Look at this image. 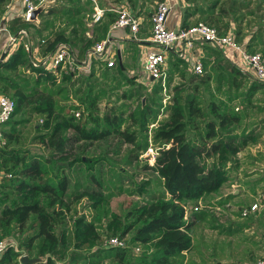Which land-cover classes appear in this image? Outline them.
I'll return each instance as SVG.
<instances>
[{
	"label": "trees",
	"instance_id": "16d2710c",
	"mask_svg": "<svg viewBox=\"0 0 264 264\" xmlns=\"http://www.w3.org/2000/svg\"><path fill=\"white\" fill-rule=\"evenodd\" d=\"M153 1L148 17L161 0ZM184 1L180 27L202 21L226 33L233 20V38H241L244 12L235 10L247 0ZM7 2L0 0V11ZM66 2L44 6L37 22L13 16L7 28L35 34L39 55L59 41L81 55L104 38L117 12L103 10L87 36L91 1ZM135 2L125 4L133 9ZM209 51L212 59L202 58L200 73L186 72L181 57L169 59L163 87L159 80L145 84L127 76L117 60L107 66L92 58L86 73L69 65L32 66L22 43L0 60V92L14 102L1 122L0 239L9 240L0 264H185L189 225L216 220L217 209L236 193L205 204L189 220L186 201L256 172L238 176L237 153L258 142L264 130L251 121L254 111H264V80L241 71L218 48ZM174 75L180 80L171 83ZM91 145L99 149L91 151ZM148 147L152 164L144 154ZM131 164L145 171L138 180L128 175L122 185ZM262 180L264 170L244 183L254 194ZM116 191L137 198L112 211ZM244 223L213 227L231 235ZM109 236L125 245L106 243ZM21 254L34 261L22 263Z\"/></svg>",
	"mask_w": 264,
	"mask_h": 264
},
{
	"label": "crops",
	"instance_id": "0c3cea01",
	"mask_svg": "<svg viewBox=\"0 0 264 264\" xmlns=\"http://www.w3.org/2000/svg\"><path fill=\"white\" fill-rule=\"evenodd\" d=\"M56 1L67 3L66 2L67 0H54L53 3H55ZM80 1L82 2L83 0H80ZM90 1H91L92 11L95 8H100L102 11L106 9H113V7L119 4V5H123L127 7L133 13H135L134 15L139 19V24H138L137 30L134 33L131 32L128 29V27L110 28V23H109L104 37L108 38L109 48L113 52L114 61L117 60L122 71L127 76L132 77L135 80L141 81L145 84H150L152 81H154L155 80L154 78L151 79L150 75L145 73L142 70L143 53L145 52L147 48L153 45L152 42L150 41L149 17L146 16V14L150 10V8H152L151 1L152 2L154 1L153 0H136L133 9H131L130 6L125 4L126 0H90ZM164 1H166L169 5V10L165 18L166 25L169 27H173V28L180 26V22L182 18V10L186 2L184 0H164ZM247 2H248L247 6H242L235 10L237 13L244 12V17L240 23L241 31L243 32V34L241 35V38H239L238 43L247 51H251V50L259 51L262 55H264V0H247ZM21 10H22L21 0H9L7 4L5 5L4 10L0 11V47L4 45V47L1 49V51L5 52L3 57L9 54L18 43H22L27 40L30 41V39L32 41V43L30 41L31 47L34 46L33 49L36 50L35 51L36 54L39 55V53L37 52V46L35 43L36 42L35 34H32V32H30L28 29L24 27L22 28L26 30V34L20 35L18 41L13 42L12 44L7 43L8 36L11 34H14L17 31L16 30L15 32H12L8 30L7 20L13 16H19ZM32 21L37 22L38 17L36 16V19H32ZM92 22L93 21L91 20L87 22L88 28L87 30H85V33L87 36H89L91 33V23ZM236 25L237 24L235 21L230 20L227 31L232 33L233 35ZM209 47L217 48L206 42L195 40L193 42L191 49L188 52L189 55L187 59L190 58L191 62L195 58H199L201 62H202V58H209L211 60L212 55L210 54ZM72 50L73 52L76 53V58L80 60L83 54L81 55L77 54L75 47H73ZM219 50L220 51L222 50L221 51L222 54L225 57H227L231 62H233L236 66L241 68L248 75L252 76L248 68V65L237 54L235 53L232 54L230 49L223 50V48L221 49L219 48ZM228 55L230 56L235 55V57H232L231 59L229 58ZM176 58L177 57L174 54V52L171 49L170 50L168 49L167 55H166V61H165L166 71H167V66H168V60L170 59L172 61H175ZM89 64H82L84 67L77 71L86 73L89 69ZM136 66L139 67V70L141 69L140 71H142V75L144 73L143 76L141 74L140 75L136 74L135 72ZM186 69H188V65L185 68V71ZM186 72H190V70ZM177 77L180 80L179 76L174 75L173 78L171 79V83L176 82L175 79ZM262 132H263L262 136H260L258 142H256L255 144L249 145L248 147H246L245 149L237 153V155L240 157L239 158L240 166L238 167V170H237L238 176L242 177L243 173L249 172V171L250 172L256 171V172L251 173L250 175L244 176L243 178H241L240 180L241 182L240 181L225 182V183H228V185L232 186L229 192L227 193H234V194L236 193V195L233 196L232 198H229L228 200L224 202V204L228 203V205H225V206L222 205L221 207H228L232 205L230 207V210H232V208L234 209H237L238 207L240 208L241 206H244L245 204H248L249 202L255 199H260L264 201V180H262L260 183L255 185L254 194L251 193V190L248 189L246 183H244L245 181H249L250 179L260 177L261 171L264 170V158L257 160L255 157L256 151H261V155L264 156V138H263L264 130ZM261 143L263 144V146L258 147V145ZM245 153H248L249 155L247 158L244 157ZM244 195L250 196L249 199L246 200L245 198H243ZM238 197H242V198L236 199ZM216 200L205 202V204L215 202ZM243 202H245V204ZM205 204L203 205V207H199L198 205L193 204L191 206L192 210L190 211L188 220L190 219L194 211H197L198 209H205L206 208ZM194 206H196V208H194ZM235 211H234V216L232 218H228L225 222H220V223H223L226 225L228 224V222L235 220L238 222H246L247 224L244 223L245 225L243 226L242 229L234 232L231 235H225V234L219 233L218 229L213 227L215 223H219L218 218L214 220L213 222L206 218L194 219L192 223L189 225L187 230L189 232V228H191V225H196L198 222L204 223L206 227L214 231V234L216 236H214L213 239H216L218 236H223V237L232 236V235L242 232L245 228H249L252 225H254L257 221L256 219L257 217L260 218V220H262L261 222H264V219L260 214H257V215L250 214L248 216L252 217V219H250L249 221L250 217L248 216L246 219L249 222H247L246 220L242 221L241 220L242 217H239ZM185 212H186V206H185ZM185 212H184V215H185ZM189 234L191 237L192 246L188 251L184 252L185 253V264H196L195 261H198L199 259L200 261L207 260L209 256L201 255V250L197 247L195 243L196 239L193 237V235H191L190 232ZM214 241L212 242V244L214 243ZM211 254H213L212 251L208 253V255H211ZM261 255H264V250H259V254L256 257L261 256ZM254 260H253V263H254Z\"/></svg>",
	"mask_w": 264,
	"mask_h": 264
},
{
	"label": "built area",
	"instance_id": "2783aa9c",
	"mask_svg": "<svg viewBox=\"0 0 264 264\" xmlns=\"http://www.w3.org/2000/svg\"><path fill=\"white\" fill-rule=\"evenodd\" d=\"M53 1L54 0H21L22 10L20 15L23 19L29 20L31 19L30 13L35 7L43 2L49 4ZM113 9L117 12V15L110 23V28L128 27V29L134 33L138 28L139 19L123 5H117L113 7ZM168 10V3L161 0L156 3L151 11L149 15V31L150 41L153 45L147 48L142 56V70L155 80H159L162 87L164 86L166 77L165 61L167 50L171 49L177 57H184L187 59L189 55L188 52L195 40L206 42L218 49L225 46L228 49H233L232 51L234 52L237 51L235 54L248 65L251 75L255 78L264 80V55L259 51L250 52L245 50L234 40L232 33H219L215 27L202 21H197L187 27H169L165 23ZM101 14L102 10L100 8H95L91 13L92 21L98 20ZM24 34H26V30L22 27L18 28L14 34L8 36L7 43L12 44L18 41L19 36ZM22 45L27 52L32 66H41L51 70H55L57 67L60 68L66 61H68L70 69L72 70L83 68L84 66L82 64H89L92 58L103 60L107 66H111L114 62L113 52L109 48L107 37L101 38L88 46L80 60L74 56L72 48L65 42H57L51 51L41 55L36 54V50L31 47L29 40L22 42ZM1 52L0 47V60L2 59ZM191 67L193 71L198 73L203 70L202 62L199 58L192 60ZM239 69L243 71L241 68ZM13 105L14 102L9 96L0 94V139L1 122L9 117ZM75 114H77V112H75ZM153 153L154 150L151 147H148L144 152V154H149L151 157ZM225 205H228V203H225ZM250 214H260L264 219V201L255 199L239 208V217H245ZM105 242L112 245H125V241L116 236H109L105 239ZM6 243L7 242L3 239H0V254L5 248ZM134 249L138 250V247H134ZM253 264H264V255L256 257Z\"/></svg>",
	"mask_w": 264,
	"mask_h": 264
},
{
	"label": "rangeland",
	"instance_id": "374dc122",
	"mask_svg": "<svg viewBox=\"0 0 264 264\" xmlns=\"http://www.w3.org/2000/svg\"><path fill=\"white\" fill-rule=\"evenodd\" d=\"M3 47L4 45L1 46V49ZM226 49L229 50L228 48L223 46V50H226ZM232 50H231L232 54L237 52V51L234 52ZM74 56L76 57L75 54ZM228 56L231 59L232 57H235V55L234 56L228 55ZM190 60H191L190 58L185 60L186 63H188L187 64L188 69H186V71L192 69ZM68 65H69L68 61H66L64 64L61 65L59 70L66 69ZM140 70H139V67L136 66L135 68L136 74L142 75V71ZM177 80H179L178 77L175 79V81ZM0 94L2 93L0 92ZM260 119H262V121H260ZM251 121H254L256 126L264 125V111L262 112L254 111V115L251 118ZM32 146H36V144H32ZM260 146H263V144L261 143L258 145V147ZM98 149L99 147L97 146L91 145L90 147V150L91 151L93 150L94 152H96ZM152 163H153V159L150 156V158L148 159V164H152ZM144 171L145 170L141 168V166H133L132 164L130 166L129 165L126 166L127 174L125 173L122 176V180H121L122 185L126 186L127 184L126 179L128 175L130 176V174H132L133 178L135 180H138L141 177V175H143ZM146 172H149V170L147 169ZM226 184L228 185V183H224L214 192L203 194V196L197 200H187L185 203L186 212L184 215V219L188 220L190 211L192 210L191 206L193 204H196L199 207H203L205 202L214 201L220 198V196L229 192L232 186L230 185L227 186ZM249 197L250 196L244 195L243 198L247 200L249 199ZM136 198H137L136 196L127 195L124 192L122 193V192L116 191L115 194L109 200V206L112 211H122L123 207H125L129 201L136 200ZM239 198H242V197H238L236 199H239ZM231 206L232 205L228 207H219V209H217L216 216L219 222H225L228 218H232L234 216V211L236 209L232 208V210H230ZM194 207L196 208V206ZM246 219H247V216L242 217L241 220L244 221ZM256 219L257 221L254 225H252L249 228H245L242 232L237 233L232 236H225V237L218 236L216 239H213L214 236H216L214 234V231L206 227L204 223L198 222L196 225H191V228H189V232L196 239L195 243L197 247L201 250V255L209 256L207 260L200 261L199 259L198 261H195L196 264H214V263L216 264H252L254 258H256V256L259 254V250H264V222H261L262 220H260V218L258 217ZM3 240L7 242L9 238L5 237ZM213 241L214 243L212 244ZM211 251L213 252V254L208 255V253Z\"/></svg>",
	"mask_w": 264,
	"mask_h": 264
},
{
	"label": "water",
	"instance_id": "95a60500",
	"mask_svg": "<svg viewBox=\"0 0 264 264\" xmlns=\"http://www.w3.org/2000/svg\"><path fill=\"white\" fill-rule=\"evenodd\" d=\"M46 5H47V2H43V3L39 4L37 7H35L30 13V18L36 19L37 13ZM4 54H5V52L2 51L1 52V58H3ZM150 78L152 79L151 76H150ZM20 261L22 263H30V262L34 261V258H28L25 254H21Z\"/></svg>",
	"mask_w": 264,
	"mask_h": 264
}]
</instances>
